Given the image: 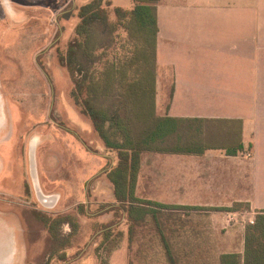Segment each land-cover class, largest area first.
<instances>
[{
	"label": "rangeland",
	"instance_id": "rangeland-1",
	"mask_svg": "<svg viewBox=\"0 0 264 264\" xmlns=\"http://www.w3.org/2000/svg\"><path fill=\"white\" fill-rule=\"evenodd\" d=\"M89 1L0 0V156L9 154L15 162L17 156L23 157L21 167L12 162L8 172L0 173V245L8 242L11 230L19 234L16 247L15 238L10 239L13 252L8 264H96L99 216L107 215L102 225L120 222L121 229L125 228L123 214L110 207L114 191L106 172L115 160L106 157L112 155L105 152L91 123L75 107L70 97L72 80L60 60L78 22L76 8ZM112 1L113 6L130 4L129 0ZM22 41L28 48L23 53L19 51ZM158 73L165 105L170 70L159 68ZM36 105L41 111L34 110ZM34 137L39 139L35 174L30 157ZM210 139V144L217 143ZM4 163L7 166L8 161ZM39 190L54 202H42ZM247 211L243 207L221 214L223 223L217 234L223 251L244 254L245 227L257 216ZM66 218L78 222V227ZM59 219L64 221L56 224ZM51 226L57 237L50 235ZM69 242L73 246L65 253L66 262H61V247ZM126 252L123 246L110 260L106 252L101 259L105 264L107 260L127 264Z\"/></svg>",
	"mask_w": 264,
	"mask_h": 264
},
{
	"label": "crops",
	"instance_id": "crops-1",
	"mask_svg": "<svg viewBox=\"0 0 264 264\" xmlns=\"http://www.w3.org/2000/svg\"><path fill=\"white\" fill-rule=\"evenodd\" d=\"M129 3L122 8H129ZM157 23L158 70H170L165 105L158 86L159 115L192 121L221 147L203 153H144L134 194L141 200L187 208L175 212L191 218L219 254L237 253L220 249L217 231L226 212L221 209L238 205L251 213L264 211V0H159ZM7 156H0V173L8 172L12 162L22 166L23 157L17 156L15 162ZM5 159L7 166L2 164ZM110 207L119 205L114 200ZM86 209L88 204L87 213ZM122 214L124 229L120 222L107 227L125 232L109 260L124 246L128 264ZM105 216H99L95 227ZM18 235L11 230L8 242L0 245V264L9 263L10 239L15 238L16 247ZM72 246L69 242L61 247L63 253Z\"/></svg>",
	"mask_w": 264,
	"mask_h": 264
},
{
	"label": "trees",
	"instance_id": "trees-1",
	"mask_svg": "<svg viewBox=\"0 0 264 264\" xmlns=\"http://www.w3.org/2000/svg\"><path fill=\"white\" fill-rule=\"evenodd\" d=\"M130 1L129 8L113 6L111 0H90L78 6L73 37L60 53L72 80L70 97L75 107L91 123L105 152L112 155L109 158L115 160L106 175L119 205L113 210L120 216L125 213L128 264H264V211L246 227L243 255L219 254L211 238L195 227L191 218L175 212L187 208L135 196L144 153H203L221 146L210 144L203 128L192 121L159 115V0ZM23 49L28 48L22 41L19 51L23 53ZM39 107L34 110L41 111ZM240 209L235 205L221 210ZM65 220L78 227V222ZM107 227H96V231L105 229L94 249L100 264H105L101 251L110 253L125 237L124 231ZM53 230L49 227V233L57 237ZM58 260L66 262V255Z\"/></svg>",
	"mask_w": 264,
	"mask_h": 264
},
{
	"label": "bare ground",
	"instance_id": "bare-ground-1",
	"mask_svg": "<svg viewBox=\"0 0 264 264\" xmlns=\"http://www.w3.org/2000/svg\"><path fill=\"white\" fill-rule=\"evenodd\" d=\"M0 124H1V119H0ZM37 137H34L31 141V144H30V157H31V161H32V169H33V174H35V169H34V165H33V162H34V154H35V149H36V146H37ZM41 201H42V198H43V195H39Z\"/></svg>",
	"mask_w": 264,
	"mask_h": 264
},
{
	"label": "water",
	"instance_id": "water-1",
	"mask_svg": "<svg viewBox=\"0 0 264 264\" xmlns=\"http://www.w3.org/2000/svg\"><path fill=\"white\" fill-rule=\"evenodd\" d=\"M39 193L42 194L41 190H39ZM42 195H43V194H42ZM43 197H44V201H43V202H45V203H47V202H54V201L52 200V196L47 197V196L43 195Z\"/></svg>",
	"mask_w": 264,
	"mask_h": 264
},
{
	"label": "built area",
	"instance_id": "built-area-1",
	"mask_svg": "<svg viewBox=\"0 0 264 264\" xmlns=\"http://www.w3.org/2000/svg\"><path fill=\"white\" fill-rule=\"evenodd\" d=\"M231 214H233V213H231ZM233 215H235V216H236V215L240 216V214H239V213H234ZM249 221H250V223H251V224H253V223H254V221H253V220H249Z\"/></svg>",
	"mask_w": 264,
	"mask_h": 264
},
{
	"label": "flooded vegetation",
	"instance_id": "flooded-vegetation-1",
	"mask_svg": "<svg viewBox=\"0 0 264 264\" xmlns=\"http://www.w3.org/2000/svg\"><path fill=\"white\" fill-rule=\"evenodd\" d=\"M36 140H37V143H38V140H39V139L37 138ZM43 201H44V197L42 198V202H43Z\"/></svg>",
	"mask_w": 264,
	"mask_h": 264
}]
</instances>
